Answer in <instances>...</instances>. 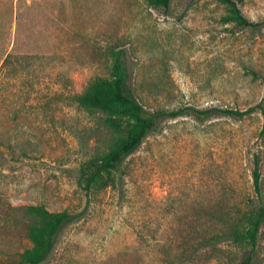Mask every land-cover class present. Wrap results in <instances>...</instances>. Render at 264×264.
Instances as JSON below:
<instances>
[{
  "label": "rangeland",
  "instance_id": "1",
  "mask_svg": "<svg viewBox=\"0 0 264 264\" xmlns=\"http://www.w3.org/2000/svg\"><path fill=\"white\" fill-rule=\"evenodd\" d=\"M242 14L264 20V0ZM213 0H0V264L29 248L23 206L82 213L43 264H239L245 250L209 246L222 218L257 200L251 177L261 158L264 116L182 117L161 124L129 156L121 179L83 191L80 167L123 135L77 103L109 79L123 51L138 101L150 111L187 106L264 108V26L224 24ZM255 264H264V225Z\"/></svg>",
  "mask_w": 264,
  "mask_h": 264
},
{
  "label": "trees",
  "instance_id": "2",
  "mask_svg": "<svg viewBox=\"0 0 264 264\" xmlns=\"http://www.w3.org/2000/svg\"><path fill=\"white\" fill-rule=\"evenodd\" d=\"M195 1V0H191ZM226 7V15L221 18L224 24H233L240 28L260 30L262 22L247 19L240 9L244 0H213ZM171 0H148L154 8L167 9ZM111 73L109 79H97L92 82L84 93L77 98L80 107L99 112L104 115L105 128L118 135L109 150L98 158H93L79 169L78 185L85 192L103 190L115 185V179H121V168L125 160L134 154L143 141L151 134L160 130L166 121L182 117H191L203 122L218 117L243 118L259 110L264 116L262 104L247 111L210 108L199 110L187 106L176 110L150 111L136 98L131 86V77L124 60L123 51L111 54ZM264 84V78H262ZM264 133V127H263ZM261 158L253 155L251 177L256 195V204L243 211L239 217L217 221L220 234L207 240L209 246L228 244L247 252L239 264H255L257 247L261 229L264 225V203L262 202ZM24 217L30 222L27 236L31 246L18 254L17 264H43L54 251L57 239L62 230L78 222L83 214H70L66 211L50 212L43 205L23 206Z\"/></svg>",
  "mask_w": 264,
  "mask_h": 264
}]
</instances>
